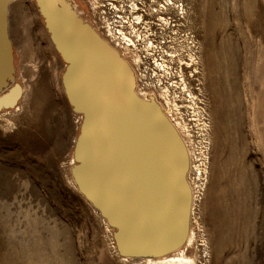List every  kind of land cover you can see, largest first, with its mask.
Returning <instances> with one entry per match:
<instances>
[{
  "label": "rangeland",
  "instance_id": "374dc122",
  "mask_svg": "<svg viewBox=\"0 0 264 264\" xmlns=\"http://www.w3.org/2000/svg\"><path fill=\"white\" fill-rule=\"evenodd\" d=\"M63 1L129 64L139 99L154 95L187 148L188 231L173 256L264 264V0H121L141 4L158 50L168 48L155 60L158 78L175 83L160 94L138 86V58L103 35L87 5ZM8 32L13 75L0 99L21 93L0 109V264H144L119 252L118 228L74 181L83 115L67 101L68 64L37 0L11 3Z\"/></svg>",
  "mask_w": 264,
  "mask_h": 264
},
{
  "label": "bare ground",
  "instance_id": "6f19581e",
  "mask_svg": "<svg viewBox=\"0 0 264 264\" xmlns=\"http://www.w3.org/2000/svg\"><path fill=\"white\" fill-rule=\"evenodd\" d=\"M37 3L41 15L45 17L44 20L52 30L49 38L50 41L55 42L54 48L58 50L59 56L63 61L74 62V54L71 55L69 52L70 48L66 43L68 38L65 34L70 27H74L73 20L76 19L70 5L63 0H37ZM56 3L59 4L56 5ZM67 20H71L72 23H68L62 31L61 24ZM78 23L84 31L100 42L103 49L113 54L121 73L118 71L119 75H113L108 66L106 64L104 66L102 64L104 62L101 63L87 46L88 49L85 48L81 52L86 54L85 61L81 63L83 58L77 57L76 68L71 63L67 74L62 79L68 103L75 112L82 111L84 116L81 134L75 143L73 159L79 163V166L73 171L74 181L86 198L100 207L103 214L104 208L107 213L114 212L112 221L117 224L125 219L117 209L120 204L124 207L126 203L129 204V209L136 213L138 222L151 224L152 229L149 232L137 231L134 226H131L128 229V237L127 233L121 232L123 228L119 230L116 235L118 249L127 257L126 259L131 257L130 260L144 264H193L190 260L182 258V255L173 256L181 251V245L186 237L184 240L178 239V229H173L176 223L173 220V213L168 208L173 197L168 193L167 180L161 167L164 165L163 144L157 137V132L154 133L151 130L152 127L156 130L155 126L159 123L166 122L168 131L177 135L179 132L176 129L177 126L168 123L169 120L163 115L154 95L141 93L142 99H139L136 91V77L129 64L121 59L120 55L107 43L100 40L90 26L81 20ZM72 43L76 45L77 39L72 38ZM98 64H102L104 70ZM20 93V89H16L1 98L0 109L13 107L16 96ZM122 93L124 95L121 97ZM121 100H124L125 106ZM94 110L95 113L92 114ZM98 114L101 118L97 116ZM147 117L150 121H145ZM114 119L125 124L121 132L120 130L107 132L103 127L104 121L107 125V122L110 124ZM142 119L145 123L154 121L155 124L141 125ZM178 141L185 160L179 170H174L173 175L176 174L183 180L185 188L189 191L185 180L188 171L187 148L179 137ZM117 160L122 162L120 167L126 173L127 188L130 187L126 199L123 193L116 191V178L119 173L118 165L115 164ZM181 230L183 232L187 230V220L185 229L181 227ZM185 243H188V240Z\"/></svg>",
  "mask_w": 264,
  "mask_h": 264
},
{
  "label": "water",
  "instance_id": "95a60500",
  "mask_svg": "<svg viewBox=\"0 0 264 264\" xmlns=\"http://www.w3.org/2000/svg\"><path fill=\"white\" fill-rule=\"evenodd\" d=\"M13 1L14 0H0V93L8 86V82L11 81L12 75H13V56H12L13 50H12V44H11V40L9 38V32H8V11H9V6L11 5V3ZM56 5H58V4L56 3ZM73 16L77 19V17L74 14H73ZM43 18L45 19L44 16H43ZM76 19L73 20L74 21V27H70L69 31H65V32H67L65 34L67 35V38H68L66 43L70 48L69 52L71 55L74 54V62L67 61V60L64 61L65 63L68 64L67 69H69L71 63H72V65L74 64V66L76 68L77 63L75 60L77 57L81 56L83 58V60H81V63L85 61L86 54H84V52L83 53H81V52L85 48H87V46H89V49L91 50V52H94L96 54L97 58L100 59L99 61H101V63H102V61L104 62V63H102L104 66H106V65L108 66V68L110 69V71L112 72L113 75H115V74L119 75L118 74V71L120 72L119 64L115 61L113 54L110 51H106L105 48H104L105 49L104 50L102 48L103 46L101 44H99L100 42L96 38L91 37L87 31H84L83 28L80 25H78L79 20L77 19L78 20L77 21ZM68 23H72V21L67 20V21L63 22L61 24L60 29L63 31V28L66 27L68 25ZM45 25H46V28L48 30L49 36L51 37L52 30L48 27L46 21H45ZM72 38L77 39L76 45H73ZM51 42L53 45H55L54 41L51 40ZM55 50L58 52V50L56 48H55ZM102 64H98V65L101 69L104 70V67ZM67 69H66L65 75L67 74ZM65 75H64V77H65ZM113 75H112V77L115 78V76H113ZM112 77H109V78L111 79ZM116 77L118 80V76H116ZM115 81H116V78H115ZM122 95H124V93L121 94V97H122ZM121 101L123 102V104L125 106L124 100H121ZM73 111H74V109H73ZM126 111L128 112L127 109H126ZM75 113L82 114L83 112L80 111V112H75ZM94 113H95V110L92 112V114H94ZM97 116L98 117L100 116V118H101L100 114H98ZM145 121H150V118L147 117ZM145 121H144V119H142V121L140 120L141 125L146 124V125L151 126L153 123L155 124L154 121H153V123H151V122L145 123ZM83 122H84V116H83ZM165 124H166V122H165ZM165 124L159 123L158 125L155 126L156 130H154L153 127L151 130L154 133L157 132V137L160 139V141H162V144H163V146H162L163 147L162 159H164V165L161 167L163 170V174L165 175V178L167 180L166 185L168 186V193H170L171 196L173 197L172 201H170V203H169L168 208L171 210V213H173V220L176 223L174 225L173 229L179 230V231L177 230L178 239H181V238H183V235L185 232V230H184V232H183V230H181V227H182V229L183 228L185 229V222H186L185 219H186V213H187L188 204H189V194H188L189 191L185 188L184 182H182L183 180H181L179 177H177L176 174L173 175V173H174L175 169L179 170V167L183 164V162L185 160V155L180 149V145H179L177 135L172 134V132L168 131ZM124 126H125V124L120 122L118 119H114L110 124L107 122V125H106V121H104V123H103V127L106 128L107 132H118L119 130L121 132V130L124 128ZM108 139H110V137ZM115 164L118 165V168H119L118 177L116 178V191L123 193V196L126 199V197H127L126 195H128L130 192L129 191L130 187L127 188L128 182L126 183V180H125L126 179V176H125L126 173L121 170L120 166H122V162L117 160V162ZM120 196H122V195H120ZM88 200H91V199H88ZM92 203H93V201H92ZM95 206L97 208H99V210L103 214L100 207L97 205H95ZM104 211L106 213L104 212L103 215L106 216L109 219V221L114 226H116L118 228V230H122V228H123L124 231L122 230L121 232L123 234H124V232L127 233V237L129 234L128 229L131 226H134V228L137 231L146 230L147 232H149L152 229L151 224H146L144 222H138V217H137L136 213L129 209L128 203H126V206H124V207H121V204H120L119 209H117V211L121 212L122 215L125 217V219H123V222L120 221L121 224L119 222L117 224L116 222L112 221V218H113L112 215H114V212H111L112 214L107 213L105 208H104ZM180 224H183V225L179 226ZM154 226H155V223H154ZM181 233H183V234L181 235ZM136 240H138V239H136ZM138 247H144V246L141 245Z\"/></svg>",
  "mask_w": 264,
  "mask_h": 264
},
{
  "label": "flooded vegetation",
  "instance_id": "af4514ba",
  "mask_svg": "<svg viewBox=\"0 0 264 264\" xmlns=\"http://www.w3.org/2000/svg\"><path fill=\"white\" fill-rule=\"evenodd\" d=\"M78 1V7L81 9L82 5H87L91 20H94L97 24L101 23V27L99 28L108 40L111 42L117 41L116 45L125 55H134V59L138 58L137 66L134 65L136 73L139 76L138 86L144 92L151 91L152 93L156 92L160 94L164 90H167L168 93L173 91L174 76L170 77L169 75L163 81L159 79V71L155 62V60H160V56H164L163 50L168 48L160 49L159 47L158 50L154 38V34L156 33L155 24L153 20L148 21L143 18L141 4L138 5L139 7L134 5L131 8L121 0H85V3L82 0ZM143 33L151 36V40L148 37L146 39L153 45V52H146L144 50L148 42L146 39H142ZM153 49L157 54L154 53ZM164 62L168 64V62ZM169 68H171L170 65ZM161 78L163 77L161 76ZM157 81H161L159 86L157 85Z\"/></svg>",
  "mask_w": 264,
  "mask_h": 264
}]
</instances>
